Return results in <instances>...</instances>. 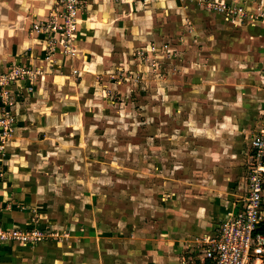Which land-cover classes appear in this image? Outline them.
<instances>
[{"label":"rangeland","instance_id":"rangeland-1","mask_svg":"<svg viewBox=\"0 0 264 264\" xmlns=\"http://www.w3.org/2000/svg\"><path fill=\"white\" fill-rule=\"evenodd\" d=\"M9 1L0 22L13 20ZM77 21L65 53L86 75L44 61L14 95L34 105L28 132L43 139L21 227L40 238L0 263L201 264L202 238L241 206L255 167L264 0H88Z\"/></svg>","mask_w":264,"mask_h":264},{"label":"built area","instance_id":"built-area-1","mask_svg":"<svg viewBox=\"0 0 264 264\" xmlns=\"http://www.w3.org/2000/svg\"><path fill=\"white\" fill-rule=\"evenodd\" d=\"M88 0H53L46 19L33 24L34 30L44 34L48 45L55 36L65 41L63 51L71 44L77 30L78 14ZM70 52V50H69ZM37 69L25 64H13L0 71V156L4 144L13 135L17 115L15 112L14 87L19 81H32ZM30 90L31 86L25 87ZM15 106V107H14ZM251 149L255 155V167L247 180V193L243 203L210 234H206L199 258L201 264H264V235L257 232L264 220V127L252 138ZM0 163V179L4 176ZM40 238L35 228H7L0 222V245L8 242H33Z\"/></svg>","mask_w":264,"mask_h":264},{"label":"crops","instance_id":"crops-1","mask_svg":"<svg viewBox=\"0 0 264 264\" xmlns=\"http://www.w3.org/2000/svg\"><path fill=\"white\" fill-rule=\"evenodd\" d=\"M52 1L53 0L9 1L14 4L12 8L14 17L11 18L13 19L11 21H2L5 24L3 27L6 33H8L1 40V47H3L4 51L3 53L0 52V69L7 68H5L7 61L15 64L29 65L35 69L39 68V66H41L40 64L44 63V61H48V63L51 64V69L55 72L59 71L60 68L62 72L71 73L81 79L83 74L86 75L85 72L81 71L82 63L80 60H76L75 53L70 54L65 53L63 50V52L60 51L59 47L63 44H60L61 40L58 38L60 35L56 34L55 36V41H57L54 43L55 47L52 57H47L43 49L46 47L45 44H48V41H44L43 38H38L39 41L35 39L34 35H37V32L32 29L33 24L46 19L49 9L52 6ZM6 12L7 15H11L12 13L9 11ZM88 14L89 5L81 16L86 15L87 17ZM102 20L105 22V18ZM2 22H0V24ZM78 26L79 23H77V30ZM253 31L259 35V37H257L259 40L260 38L264 40V33H262V30L256 28V30ZM8 34L11 35V39L7 37ZM37 36H39V34ZM76 40H78V38H76ZM72 45L74 46L73 43ZM258 45L257 51L261 56V60H264V41ZM83 57L86 59L88 56L84 55ZM49 76L51 77L53 75L50 74ZM84 82L86 84L89 83L87 80H84ZM24 85H26L25 82L19 81L14 89L18 90L19 87H23ZM28 85V87L31 86V89L29 91L22 89V91L30 92L33 89L32 84L28 83ZM26 104L27 101L24 102L22 106L16 107L17 123L13 133L14 135H12L5 150L6 153L0 156V163L4 171V176L0 179V222L7 228H21L26 226L25 224L29 220L32 209L37 205L36 199L40 189L38 185V170H35L34 167L38 165L37 159L39 153H37L36 149L40 140L42 141L43 139L38 140L35 133L28 132L30 129L32 130L31 126L27 125L29 124L27 121L31 120L33 115L30 111V107L33 104H28L29 106ZM32 124L34 128H36L35 123ZM21 248L23 247L16 245L14 242L1 244L0 261L12 259V257L22 251Z\"/></svg>","mask_w":264,"mask_h":264},{"label":"trees","instance_id":"trees-1","mask_svg":"<svg viewBox=\"0 0 264 264\" xmlns=\"http://www.w3.org/2000/svg\"><path fill=\"white\" fill-rule=\"evenodd\" d=\"M257 232L264 235V220L259 224ZM204 264H211L210 261H206Z\"/></svg>","mask_w":264,"mask_h":264}]
</instances>
